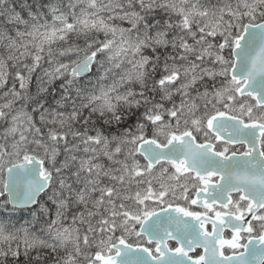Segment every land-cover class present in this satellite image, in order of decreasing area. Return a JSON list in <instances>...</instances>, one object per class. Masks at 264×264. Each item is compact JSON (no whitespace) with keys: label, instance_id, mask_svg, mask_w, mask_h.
<instances>
[{"label":"snow or ice","instance_id":"6c2138e0","mask_svg":"<svg viewBox=\"0 0 264 264\" xmlns=\"http://www.w3.org/2000/svg\"><path fill=\"white\" fill-rule=\"evenodd\" d=\"M0 264H264V0H0Z\"/></svg>","mask_w":264,"mask_h":264}]
</instances>
